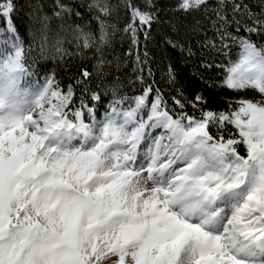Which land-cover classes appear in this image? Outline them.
I'll return each mask as SVG.
<instances>
[{"label":"snow or ice","instance_id":"snow-or-ice-1","mask_svg":"<svg viewBox=\"0 0 264 264\" xmlns=\"http://www.w3.org/2000/svg\"><path fill=\"white\" fill-rule=\"evenodd\" d=\"M82 6L95 30L65 26L82 13L56 0L60 31L49 42L51 18L40 17L39 54L62 58L70 33L91 68L78 66L64 90L53 76L33 82L27 107L0 106V264H264V0L172 9L199 15L186 34L198 37L201 83L234 94L224 108L190 95L171 64L157 81L147 43L164 21L153 0ZM19 7L0 3V66L13 80L33 75L11 18ZM29 7L35 17L39 5ZM121 10L118 28L110 18ZM118 31L127 50L108 59ZM128 64L131 76L107 79Z\"/></svg>","mask_w":264,"mask_h":264},{"label":"trees","instance_id":"trees-1","mask_svg":"<svg viewBox=\"0 0 264 264\" xmlns=\"http://www.w3.org/2000/svg\"><path fill=\"white\" fill-rule=\"evenodd\" d=\"M63 2L71 3L76 11L82 13L83 17V19L75 16H72L70 19L66 18L64 21L65 26H67V24L84 23V21L87 20L93 30H95L96 22L90 20V14L87 13L86 9L82 6L90 3L91 0H63ZM111 2L119 3V0H111ZM142 2L143 0H141V3ZM153 2L160 8V19L164 21V23L159 26L153 24L152 38L147 43L150 58L149 63L152 66L157 81L163 83V80L166 79L163 74L167 66L171 64L176 72L177 80L190 95H193L197 91H203L205 97L210 101L211 107L224 108L225 104L222 97H233L234 94L223 88L219 91L213 90L201 83V73H204V75H208V73L204 72V69L200 67L202 55L200 53L198 37L195 34H186V29L193 21V17L199 19V15L193 14L185 16L183 13L173 11L172 9H174L178 0H153ZM252 2L257 3L258 0H252ZM0 3H3V0H0ZM15 3L20 6L19 11L14 12L11 18L21 37V42L25 48V54L29 57V64L33 73L30 79L33 82L43 84L47 77L53 76L54 79L60 83L61 90H64L66 86L72 82L70 77H72L73 74H78V66L84 64L91 68V65L94 63V59L91 58L92 52L90 50H85L86 55L90 57V59L82 61L80 55L77 54L75 42L71 40L70 33H61L68 37L63 44V48L66 52L62 58L40 56L38 46L40 36L39 29L41 27L40 17L47 15L51 18L49 20V42H51V37L56 32L60 31L59 26L62 22L53 16L56 0H15ZM30 5H39V8L36 9L35 17L30 15L33 11V8L29 7ZM6 19L7 18H4L2 13H0V32L6 31ZM127 19V15L121 10L118 15H113L110 18V22L116 24L118 28H123ZM121 35L119 31L116 33L113 49L107 54L108 59H112L113 56L119 55L127 50L128 41L125 39L122 42ZM165 35L177 39L182 44L187 43L191 45L193 51L196 52L197 55L188 57L187 53L182 52L179 48L168 46L162 39ZM209 35H211V32H209ZM2 39L3 36L0 35V41H2ZM141 40H143L142 36ZM260 42L264 43V41ZM4 47L5 46L0 43V50H3ZM141 51H143V45H141ZM233 58H238V54L235 51L233 53ZM116 75L121 76V78L131 76V65H122L119 68L115 65L111 66L110 75L107 79H112ZM93 86H95V82ZM124 90L128 91L130 95L132 94L127 83L125 84Z\"/></svg>","mask_w":264,"mask_h":264},{"label":"clouds","instance_id":"clouds-1","mask_svg":"<svg viewBox=\"0 0 264 264\" xmlns=\"http://www.w3.org/2000/svg\"><path fill=\"white\" fill-rule=\"evenodd\" d=\"M15 75L18 79L13 80L7 69L0 66V106L5 109L10 104L27 107L32 101L33 81L23 73Z\"/></svg>","mask_w":264,"mask_h":264},{"label":"rangeland","instance_id":"rangeland-1","mask_svg":"<svg viewBox=\"0 0 264 264\" xmlns=\"http://www.w3.org/2000/svg\"><path fill=\"white\" fill-rule=\"evenodd\" d=\"M40 85H42V84H40ZM37 91H38V89H35V88L33 89L32 100L35 99V95H36Z\"/></svg>","mask_w":264,"mask_h":264}]
</instances>
